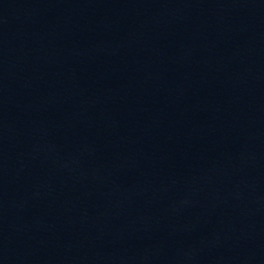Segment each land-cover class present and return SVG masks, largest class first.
Wrapping results in <instances>:
<instances>
[{"label":"water","instance_id":"95a60500","mask_svg":"<svg viewBox=\"0 0 264 264\" xmlns=\"http://www.w3.org/2000/svg\"><path fill=\"white\" fill-rule=\"evenodd\" d=\"M0 264H264V0H0Z\"/></svg>","mask_w":264,"mask_h":264}]
</instances>
